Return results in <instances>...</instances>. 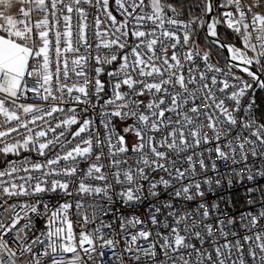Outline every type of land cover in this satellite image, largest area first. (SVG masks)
<instances>
[{
  "label": "snow or ice",
  "instance_id": "1",
  "mask_svg": "<svg viewBox=\"0 0 264 264\" xmlns=\"http://www.w3.org/2000/svg\"><path fill=\"white\" fill-rule=\"evenodd\" d=\"M187 2L0 0V264H264V0Z\"/></svg>",
  "mask_w": 264,
  "mask_h": 264
},
{
  "label": "built area",
  "instance_id": "2",
  "mask_svg": "<svg viewBox=\"0 0 264 264\" xmlns=\"http://www.w3.org/2000/svg\"><path fill=\"white\" fill-rule=\"evenodd\" d=\"M110 2L113 4V12H114V14H116L117 18L119 19L120 18L119 14L115 12L114 0H110ZM220 3H223V0H220ZM223 10L224 9L219 8L217 6L216 14L218 15L219 12L223 11ZM94 15H95V13H93V16ZM90 20H91V17H90ZM212 62L213 63H217L213 59H212ZM219 66H221V65L219 64ZM221 67H223V66H221ZM108 70H111V68L109 67ZM104 79L107 80L108 77L105 76ZM257 91L258 90H256V95H257ZM29 102L38 103L39 101L35 100V99H31ZM256 103H257V101H256ZM209 136L211 138V133H209ZM130 139H134V138H130ZM212 147L214 148L215 145L213 144ZM198 151L204 152V155H205L206 158L209 155V153L204 148H201ZM25 155H27V154H25ZM32 157L34 159L37 158L35 153H32ZM13 158L14 157H11V156H9L7 158L0 157V167L4 166L3 160H5V159H13ZM213 161H216L215 155H212L211 159L208 160V163H209L208 175L209 176H216V178H219L220 176H223L226 173V170L230 166H232L231 165V161L229 162V164H225L223 162H219L218 161L217 163H218V168H219V175H217L216 173H213V171L211 170V167H210V165H211V163ZM252 163H255L257 167H259V165H260L259 161H253L252 158L249 157V164L251 165ZM234 167H236L237 170H239L240 164H237ZM253 171L255 172L256 168H253ZM196 178L197 179H201L202 176L198 174ZM233 180H234V183L232 185H228L226 182H224L222 184V189L223 190L219 191L218 193H217V190L215 188L213 189V191L208 192L207 193V200H208L209 203L213 202L217 198V194L219 196L225 197V199L229 200L231 203H230V205H226L225 203L222 202L221 203V211H224L225 208H227L228 211H230L231 214L236 217L237 221H239V217H240L241 213L248 212V211L256 212L257 209H259L261 203L264 202L261 199L262 193L260 191L261 189H264V178L257 177L256 181H246V180L245 181H241L238 177H233ZM204 187H205V189H207V185H205ZM249 188H252L255 191L252 192V193H249L247 191V189H249ZM250 197L256 200V204L255 205H249L247 203V200ZM52 199L55 200V197H53ZM189 207L190 208H195V204H190ZM260 223H261V225H264V220H262ZM232 230L233 231L239 230V223H237V228L232 229ZM244 234L245 233L242 230H240V235H244ZM229 238L231 239V237H229ZM229 264H231V261H229Z\"/></svg>",
  "mask_w": 264,
  "mask_h": 264
},
{
  "label": "trees",
  "instance_id": "3",
  "mask_svg": "<svg viewBox=\"0 0 264 264\" xmlns=\"http://www.w3.org/2000/svg\"><path fill=\"white\" fill-rule=\"evenodd\" d=\"M195 3H196V0H188V2L185 4L184 15L180 17L181 19L188 18V4H195ZM192 11L196 15H199L200 13V10L198 8H193ZM214 15H217L216 11H214ZM218 31L220 33V38L222 40L226 39L228 43H233V44L237 43L236 35H234L230 30H227L224 25H220L218 27ZM204 36H205V31L200 30L197 35V41L199 40L202 42V39H204ZM212 48H214L216 52H214L213 49L211 50L210 46H208V50L212 55V59L216 61L218 64H220L221 66H224L225 58L227 57L225 51L219 50L215 46H212ZM217 51H219L221 55L218 56V54H216ZM256 101H257V107H258L257 115L259 116L261 114H264V91H261V90L257 91Z\"/></svg>",
  "mask_w": 264,
  "mask_h": 264
},
{
  "label": "rangeland",
  "instance_id": "4",
  "mask_svg": "<svg viewBox=\"0 0 264 264\" xmlns=\"http://www.w3.org/2000/svg\"><path fill=\"white\" fill-rule=\"evenodd\" d=\"M198 43H199V45H200V47H201L202 49H204L205 51H209V50H208V46L211 45V41H210L209 39H208V40L202 39V42L198 40ZM210 48H211V50L213 49V51L216 52V50H215L214 48H212V46H211ZM216 54H218V56L221 55V53H220L219 51H217ZM133 140H134V139H130V140H129V143H132Z\"/></svg>",
  "mask_w": 264,
  "mask_h": 264
},
{
  "label": "water",
  "instance_id": "5",
  "mask_svg": "<svg viewBox=\"0 0 264 264\" xmlns=\"http://www.w3.org/2000/svg\"><path fill=\"white\" fill-rule=\"evenodd\" d=\"M214 3H215V0H214ZM212 15H214V12H213V14ZM207 19V18H206ZM209 40L211 41V38H209ZM225 51V53H226V55L228 56V53H227V51L226 50H224Z\"/></svg>",
  "mask_w": 264,
  "mask_h": 264
}]
</instances>
